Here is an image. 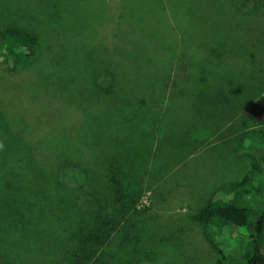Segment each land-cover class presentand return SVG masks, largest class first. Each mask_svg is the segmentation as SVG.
Segmentation results:
<instances>
[{
    "label": "rangeland",
    "instance_id": "374dc122",
    "mask_svg": "<svg viewBox=\"0 0 264 264\" xmlns=\"http://www.w3.org/2000/svg\"><path fill=\"white\" fill-rule=\"evenodd\" d=\"M106 1L0 0V27L29 24L44 49L24 77L0 75V264L4 256L41 264L53 244L39 238V227L79 216L78 187L58 188L54 175L35 169L40 134L60 166L81 156L71 137L85 144L92 170L80 185L85 191L99 193L110 166L159 176L138 205L149 208L135 220L141 242H133L132 227L117 233L101 263L119 264L130 253L131 260L150 256L138 264H219L221 251L240 260L248 243L242 229L210 225L213 242L191 217L220 188L247 176L253 160L264 168V148L238 145L258 128L245 104L264 102V0H214L209 7L200 0H124L126 13L113 30L103 26ZM214 54L221 57L217 69L204 73ZM19 183L36 230L14 222L25 204ZM248 198L238 202L253 205Z\"/></svg>",
    "mask_w": 264,
    "mask_h": 264
},
{
    "label": "trees",
    "instance_id": "16d2710c",
    "mask_svg": "<svg viewBox=\"0 0 264 264\" xmlns=\"http://www.w3.org/2000/svg\"><path fill=\"white\" fill-rule=\"evenodd\" d=\"M200 1L204 3L205 7H209L214 0ZM110 4L107 10V23H104L105 25L103 26L108 27L110 25L113 30V28H120V22H122L126 10L124 9V0H118V2L110 0ZM33 30L29 24L22 25L18 22L8 23L6 26L0 27L1 76L9 74L13 76V79L18 80L19 75L23 76V71L31 72L29 70L30 63L34 62V59L37 61V59L41 58L40 55L44 54V49L41 47L43 43L42 36L35 34ZM216 56L212 65L208 62L209 58L211 59L212 57L207 56L205 58L204 73L214 74V69H217L216 64L221 59L218 55ZM89 59L92 61L93 66L98 65L96 60H93V58ZM83 62L85 64L86 60ZM111 82L112 80L105 82V84L107 85ZM104 88L102 90L99 89L97 94L101 95L104 92ZM207 93L205 92V94ZM201 94L197 93L195 96L198 97ZM70 106L76 107L72 104ZM244 113L258 128L257 130L244 132L241 135L238 141L239 149L256 151L264 148V102H247ZM72 128L75 129L73 125ZM40 135L34 139V142L39 139L37 146L34 145L37 153L35 156L37 162L35 169L38 170L42 177L51 178L49 176L54 175L56 182L53 184L56 187L66 189L68 185L77 186L78 188L73 190H78L79 193L76 203L79 216L76 219L65 223L58 218L46 224V227H39V238L49 239L53 244V250L46 254L41 264H117L112 263L113 261H110V259L101 263L100 254L115 240L117 233L125 232V234H121L125 236L127 229L130 227L133 228L130 235L132 232L133 234L136 232L138 234V236H133V242H139L140 236L142 238L143 226L136 223L135 220L137 218L142 219L140 217L143 215L140 216L137 213L149 211V208L146 206L143 210H139L138 205L144 192L147 189H151L153 180L159 181L157 179L159 176L151 172H142L139 176H133L120 169V167L110 166L104 171V183L103 186L99 187V193L96 191H85L84 187L80 185L86 181L87 176L92 171L86 161V157L82 153V151L85 152L88 149L84 146L85 144L75 137H71L76 144L74 146L78 148V156L79 154L81 156L76 158V162H72L73 164L66 162L60 166L61 163L58 159L57 151L53 148V145L49 144L50 141H46ZM246 142L247 145H245ZM51 143L53 144L52 140ZM263 169L261 159L256 158L253 160L252 171L247 176L241 181L232 182L220 188L218 193L215 196L213 195L206 205L192 214L191 218L193 221L197 222L202 228L204 227L205 233L213 242L216 241L208 234L210 225H219V227L228 225L238 230L242 229L245 232L248 243L245 245V250L239 254L241 259L232 262L228 261L229 257L233 255L227 256L221 251L219 264H264ZM17 190L21 193L23 200H25L20 183ZM240 197H250L248 199L253 201L254 204H240L238 202ZM61 201H63V198L60 197L59 202L61 203ZM151 201L152 204H156L155 199ZM25 206L26 200L24 206L19 209V214L14 222L16 226L20 227L26 224L34 225L36 230V222L34 224L31 223L32 216L30 217L27 213H24ZM47 208H50V205L47 204ZM21 211L24 214H21ZM167 239L164 237L156 242L149 238L150 244L152 241L160 243ZM171 243L175 244L172 240ZM151 251L155 252L152 249ZM133 255L131 254L130 256L129 253L127 257L123 256L124 258H121L119 264H138L143 261V258L147 260L150 257L146 255L148 258L144 256L131 260L134 257ZM3 261L5 264H13L5 256Z\"/></svg>",
    "mask_w": 264,
    "mask_h": 264
}]
</instances>
